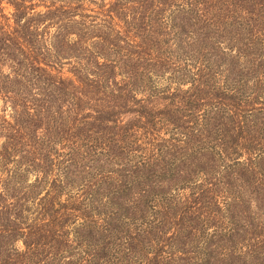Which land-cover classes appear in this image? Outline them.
<instances>
[{
  "label": "trees",
  "instance_id": "obj_1",
  "mask_svg": "<svg viewBox=\"0 0 264 264\" xmlns=\"http://www.w3.org/2000/svg\"><path fill=\"white\" fill-rule=\"evenodd\" d=\"M0 101V264H264V0H0Z\"/></svg>",
  "mask_w": 264,
  "mask_h": 264
},
{
  "label": "rangeland",
  "instance_id": "obj_2",
  "mask_svg": "<svg viewBox=\"0 0 264 264\" xmlns=\"http://www.w3.org/2000/svg\"><path fill=\"white\" fill-rule=\"evenodd\" d=\"M5 6V5H4ZM12 10V8L10 6H5V13H10ZM2 104V101H0V106ZM1 112V111H0ZM264 183V181H263ZM244 186V187H241ZM222 191H226L227 195H236L238 194V196H242V197H247V194L250 193V188L249 186L245 185V183H241V181H236V180H232V185L228 186V187H224L222 189Z\"/></svg>",
  "mask_w": 264,
  "mask_h": 264
}]
</instances>
